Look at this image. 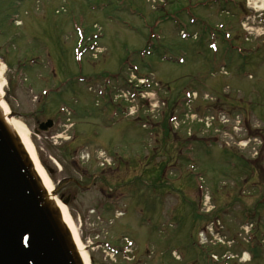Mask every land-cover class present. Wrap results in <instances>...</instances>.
Instances as JSON below:
<instances>
[{
  "label": "rangeland",
  "instance_id": "obj_1",
  "mask_svg": "<svg viewBox=\"0 0 264 264\" xmlns=\"http://www.w3.org/2000/svg\"><path fill=\"white\" fill-rule=\"evenodd\" d=\"M262 7L264 0H0V100L28 130L57 199L68 200L90 264H115L100 244L119 246L117 236L135 244L130 264H264ZM10 16L22 24L17 39L7 23ZM72 23L89 34L96 33L95 25L101 29L103 54L101 49L87 52L83 68L73 60L77 35ZM152 32L160 41L152 40L153 55L142 59L139 52L149 45ZM8 41L14 44L11 50ZM50 62L54 73L53 66L46 68ZM134 64L141 75L151 74L146 99L129 104L139 122L154 120L152 141L135 119L112 116L95 93L105 87L108 75L121 74L113 88L128 89L133 80L128 67ZM82 76L90 82L80 83ZM61 83L60 93L44 99L43 88L53 90ZM188 92L196 93L197 100L185 108L180 104ZM157 98L171 104L166 117L178 119L180 110L189 112L166 130ZM61 106L77 116L68 121L63 111L57 119ZM48 119L55 126L41 133L39 125ZM212 132L221 135L219 143L210 141L214 136L220 140ZM189 142L196 147L183 154ZM82 150L85 161L79 162ZM100 152L112 169L101 168ZM199 175L204 196L197 190ZM130 187L132 191L126 189ZM141 190L143 196H138ZM123 192L136 196L121 203ZM113 201L116 205L108 208ZM120 210L128 214L113 218L111 225L109 214ZM143 214L153 223L142 226ZM217 221L224 246L201 237ZM246 223L257 230L250 243ZM245 253L251 262L243 263ZM230 255L233 260L225 261ZM117 263L124 264L121 259Z\"/></svg>",
  "mask_w": 264,
  "mask_h": 264
},
{
  "label": "water",
  "instance_id": "obj_2",
  "mask_svg": "<svg viewBox=\"0 0 264 264\" xmlns=\"http://www.w3.org/2000/svg\"><path fill=\"white\" fill-rule=\"evenodd\" d=\"M50 126L48 123L42 129ZM0 146L3 167L14 182L11 189L21 194V200L34 218L30 230L17 228L19 208L0 197V241L12 243V247H0V264H83L59 210L48 200L27 152L1 114ZM25 237L27 246L15 245Z\"/></svg>",
  "mask_w": 264,
  "mask_h": 264
},
{
  "label": "bare ground",
  "instance_id": "obj_3",
  "mask_svg": "<svg viewBox=\"0 0 264 264\" xmlns=\"http://www.w3.org/2000/svg\"><path fill=\"white\" fill-rule=\"evenodd\" d=\"M261 9H264V7H262ZM0 109L4 113V117L6 118L7 124L12 128V130L15 133H17V135L20 137L24 147L26 148L27 152L29 153L31 160L33 161V164L35 166V169L37 171V174L39 175V177L41 178V180L43 182V185L45 186V190L47 193L48 200L54 202L56 204V206L59 208V210L61 211V214L63 216V220H64L65 224L68 226L69 230L71 231L73 241L75 242V244L77 246V249H78V252L82 258L83 264H90L89 257L85 251V248H84L83 243L81 241V237L79 235L77 227H76L74 221L72 220V218H71V216L67 210V207L59 199H57V197L55 196V194L53 192V185H52L49 177L47 176V174L43 170L41 164L39 163V159L37 157V153L35 151V148H34L33 144L31 143L28 130L22 124L17 122L16 120L10 119L8 117L10 115V110H9L7 104L1 100H0ZM245 256H246L245 262L249 261L250 260L249 254L246 253Z\"/></svg>",
  "mask_w": 264,
  "mask_h": 264
}]
</instances>
